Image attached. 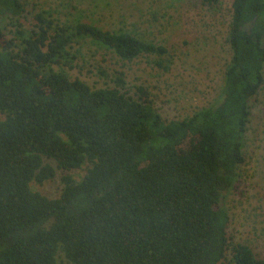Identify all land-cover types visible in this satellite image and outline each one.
<instances>
[{
    "label": "trees",
    "instance_id": "trees-1",
    "mask_svg": "<svg viewBox=\"0 0 264 264\" xmlns=\"http://www.w3.org/2000/svg\"><path fill=\"white\" fill-rule=\"evenodd\" d=\"M26 11L23 0H0V264H67L60 249L74 264H264L233 242L222 205L264 83V0L233 1L220 98L170 121L147 87L123 90L122 71L115 86L94 88L55 67L72 66L77 37L127 60L166 46L89 21L59 24L49 10L27 32ZM5 19L19 25L13 38ZM58 169V197L32 187Z\"/></svg>",
    "mask_w": 264,
    "mask_h": 264
},
{
    "label": "rangeland",
    "instance_id": "rangeland-1",
    "mask_svg": "<svg viewBox=\"0 0 264 264\" xmlns=\"http://www.w3.org/2000/svg\"><path fill=\"white\" fill-rule=\"evenodd\" d=\"M26 14L19 19L30 32L34 14L49 10L59 24L89 21L115 31H129L167 47L165 54H143L132 60L90 39L77 37L70 51L72 66H55L71 78H80L94 88L116 85L124 72L128 94L138 97L137 87L148 88L156 112L167 120L190 117L212 105L222 94L225 71L232 51L228 41L233 1L208 5L202 0H23ZM17 22L5 19L1 28L15 37ZM251 119L244 135L245 161L237 168L236 179L225 193L222 205L229 211V234L233 242L247 243L264 258V83L251 99ZM0 114V119L3 118ZM87 167L71 173L81 179ZM62 172L32 187L49 197L63 189ZM58 258L69 262L60 249Z\"/></svg>",
    "mask_w": 264,
    "mask_h": 264
}]
</instances>
